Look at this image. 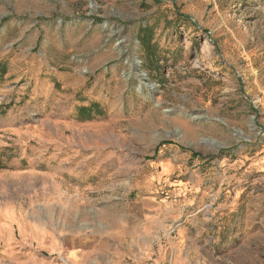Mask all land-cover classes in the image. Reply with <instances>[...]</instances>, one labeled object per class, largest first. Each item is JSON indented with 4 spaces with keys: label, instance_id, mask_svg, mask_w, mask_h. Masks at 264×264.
<instances>
[{
    "label": "rangeland",
    "instance_id": "374dc122",
    "mask_svg": "<svg viewBox=\"0 0 264 264\" xmlns=\"http://www.w3.org/2000/svg\"><path fill=\"white\" fill-rule=\"evenodd\" d=\"M17 218L80 264H264V0H0Z\"/></svg>",
    "mask_w": 264,
    "mask_h": 264
},
{
    "label": "crops",
    "instance_id": "0c3cea01",
    "mask_svg": "<svg viewBox=\"0 0 264 264\" xmlns=\"http://www.w3.org/2000/svg\"><path fill=\"white\" fill-rule=\"evenodd\" d=\"M15 226L19 229V240L14 235H10L11 230ZM15 241L19 242L17 244L27 254L25 258L31 257V254L34 256H39L38 254L45 256H40L37 262L33 260L32 256L24 264H80L81 254L77 253L78 251L76 250L69 251L66 255V260L61 258L62 254H64L63 250L72 242L71 235L69 236L66 232L48 230L40 223H36V221L17 218L16 220L8 219V221L0 222V251L9 253L12 246L15 245ZM43 252H48L50 256L47 257ZM74 252L78 256V261L76 262H74L72 257ZM55 255H59V258L55 257Z\"/></svg>",
    "mask_w": 264,
    "mask_h": 264
},
{
    "label": "trees",
    "instance_id": "16d2710c",
    "mask_svg": "<svg viewBox=\"0 0 264 264\" xmlns=\"http://www.w3.org/2000/svg\"><path fill=\"white\" fill-rule=\"evenodd\" d=\"M143 43H145V42H143Z\"/></svg>",
    "mask_w": 264,
    "mask_h": 264
}]
</instances>
